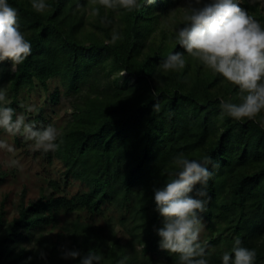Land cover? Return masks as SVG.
Masks as SVG:
<instances>
[{"label": "trees", "instance_id": "16d2710c", "mask_svg": "<svg viewBox=\"0 0 264 264\" xmlns=\"http://www.w3.org/2000/svg\"><path fill=\"white\" fill-rule=\"evenodd\" d=\"M181 1L155 0L134 12L101 7L100 16L92 17L85 13L89 0H47L50 7L42 13L31 8L30 0H8L32 44L21 65L0 62L9 106L17 112L18 96L37 87L57 104L60 89L50 86L55 79L64 93L80 98L61 131V148L39 152L48 162L61 163L63 183L72 178L86 190L66 196L56 193V181L50 182L49 194L26 205L21 200L10 221L2 201L0 264H25L28 257L30 264H79V258H63V247L82 256L101 253V264H117L125 255L126 264H176V254L159 247L163 218L152 197L176 171L172 158L177 154L210 156L218 164L201 213L207 230L201 242L210 264H220L236 238L256 249L255 264H264V111L253 120L223 114L221 99L239 102L237 86L187 53L183 70L159 68L168 54L183 51L163 27ZM240 6L264 24L257 4L241 0ZM113 28L122 38L105 44ZM97 75L102 89L91 82ZM40 112L32 123L44 122ZM15 141L19 144V135ZM110 208L114 217L106 214ZM78 211L88 219L68 218Z\"/></svg>", "mask_w": 264, "mask_h": 264}, {"label": "clouds", "instance_id": "9594fccd", "mask_svg": "<svg viewBox=\"0 0 264 264\" xmlns=\"http://www.w3.org/2000/svg\"><path fill=\"white\" fill-rule=\"evenodd\" d=\"M155 0H89L92 5L85 9L86 15L100 16L101 7L107 11L134 12L144 4ZM31 8L42 13L50 7L47 0H30ZM241 0H184L179 11L172 10L165 17L173 39L183 51H174L159 64L164 72L183 70L185 53L198 60L204 67L237 86L239 102L220 101L223 114L235 120H253L264 111V24L247 9ZM98 5V6H96ZM77 8L83 7L77 3ZM122 38L113 28L105 44H115ZM32 53L31 41L20 28L18 9L8 0H0V62L8 60L12 68L21 65ZM126 70H121L123 75ZM6 89L0 87V130L20 135L29 141L33 151L56 152L63 139L60 130L49 123L37 127L26 122L11 106ZM15 117V118H14ZM0 150L14 153L15 147L0 137ZM176 171L167 182L154 188L153 201L156 211L163 218V226L157 229L159 247L176 254V264H210L206 246L200 233L204 227L201 213L206 211L210 197L207 186L218 164L210 156L190 159L183 154L172 158ZM211 165V169L209 167ZM10 166H20L19 160H10ZM198 186V187H197ZM35 249L36 244L30 245ZM43 258L46 253L40 250ZM64 259H77L79 264H101V253L90 251L81 255L80 250L63 247ZM255 248L242 246L236 238L233 246L222 253L220 264H255ZM28 257L25 264H30ZM125 255L117 264H126Z\"/></svg>", "mask_w": 264, "mask_h": 264}, {"label": "rangeland", "instance_id": "374dc122", "mask_svg": "<svg viewBox=\"0 0 264 264\" xmlns=\"http://www.w3.org/2000/svg\"><path fill=\"white\" fill-rule=\"evenodd\" d=\"M252 4H257L262 14H264V0H250ZM184 0L180 6H183ZM180 8V7H179ZM178 8V11H179ZM164 28L170 29L163 25ZM95 81V82H94ZM91 82L97 88L102 89L103 81L100 76L92 79ZM51 88L58 86L60 89V98L57 104H51L45 93L40 87L36 90H24L17 98L16 114L24 116L26 122H31L38 112L42 113L44 122L36 123L37 127H43L49 123L57 127L60 132L71 120V114L75 104L80 103V98L76 95L64 93L63 87L55 79L50 82ZM0 87L6 89L8 99L10 100L9 90L6 82L0 79ZM89 84L82 87L83 93L88 91ZM0 137L7 140L9 144L14 145L15 152L8 153L0 150V205L4 201V209L8 221L17 216L18 205L21 200L26 205L28 202L38 199L43 194H49L52 190L50 182L56 181L59 184V189L56 193L71 196L77 192L86 190V187L77 180L72 178L67 179L63 183V167L60 162L53 160L48 162L43 158L42 153L33 151L29 141H26L19 135V144L15 141V136L0 130ZM17 159L20 166H10L11 159ZM107 216H112L113 211L108 209ZM79 216L80 219H88L85 212H76L68 216L69 219H75ZM116 234L121 239H125L126 235L123 230L116 227ZM207 236L205 226L200 233V239L203 240Z\"/></svg>", "mask_w": 264, "mask_h": 264}]
</instances>
